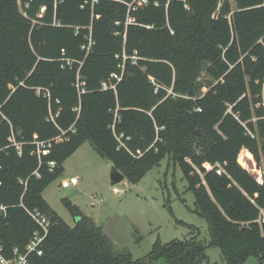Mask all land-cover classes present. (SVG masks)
Segmentation results:
<instances>
[{"label":"trees","instance_id":"1","mask_svg":"<svg viewBox=\"0 0 264 264\" xmlns=\"http://www.w3.org/2000/svg\"><path fill=\"white\" fill-rule=\"evenodd\" d=\"M132 2L0 0L2 257L26 254L36 212L50 227L31 264L207 260L196 236L134 260L76 205L74 227L54 212L43 192L88 142L132 184L172 159L226 264L263 263L264 0Z\"/></svg>","mask_w":264,"mask_h":264},{"label":"rangeland","instance_id":"2","mask_svg":"<svg viewBox=\"0 0 264 264\" xmlns=\"http://www.w3.org/2000/svg\"><path fill=\"white\" fill-rule=\"evenodd\" d=\"M247 163L245 169L262 181L254 159ZM112 172V164L86 142L66 160L63 175L45 189L43 197L70 227L76 219L65 201L76 205L116 249L128 250L134 260L149 255L157 242L165 245L196 236L207 246L203 264H226L221 250L211 245L209 223L197 213L194 194L172 159L163 158L137 184L124 179L112 185ZM71 177L78 179V185L62 189L61 181ZM247 264L264 262L249 257Z\"/></svg>","mask_w":264,"mask_h":264},{"label":"built area","instance_id":"3","mask_svg":"<svg viewBox=\"0 0 264 264\" xmlns=\"http://www.w3.org/2000/svg\"><path fill=\"white\" fill-rule=\"evenodd\" d=\"M149 4V0H133V2L129 5L130 10L135 11L139 6H146ZM91 45V43H90ZM49 97V95H46ZM200 111V110H198ZM59 114V113H58ZM58 114L56 116H58ZM51 120L54 121V117L51 116ZM123 138V135L117 136V139L120 140ZM50 147L49 143H38V150L37 154L40 155L42 150L47 149ZM50 167L51 171L56 168V163L55 162H50ZM78 179L76 178H71V179H66L61 181V188L62 189H67L71 186H76L78 185ZM32 217L35 219V221L38 223L40 226V231L36 232L34 234V237L30 241L29 245L27 246V252L24 255H21L18 253V251H15V257L12 259H6L2 257L1 255V247H0V264H31L28 256L32 253H36L38 256H41L43 253L42 245L43 242L48 234V230L50 227V222L46 218L45 215H42L40 213H34L32 214Z\"/></svg>","mask_w":264,"mask_h":264},{"label":"water","instance_id":"4","mask_svg":"<svg viewBox=\"0 0 264 264\" xmlns=\"http://www.w3.org/2000/svg\"><path fill=\"white\" fill-rule=\"evenodd\" d=\"M224 0H222L223 2ZM219 13L216 14V16L218 15ZM198 133V132H197ZM125 179L124 175L121 174L119 171L117 170H113L112 172V175H111V184L112 185H116L120 182H122L123 180ZM1 216L4 217L5 216V211L2 210L1 212Z\"/></svg>","mask_w":264,"mask_h":264},{"label":"crops","instance_id":"5","mask_svg":"<svg viewBox=\"0 0 264 264\" xmlns=\"http://www.w3.org/2000/svg\"><path fill=\"white\" fill-rule=\"evenodd\" d=\"M71 178H75V177H71ZM71 178H70V179H71ZM63 180H66V179H63ZM44 199H45V198H44Z\"/></svg>","mask_w":264,"mask_h":264}]
</instances>
